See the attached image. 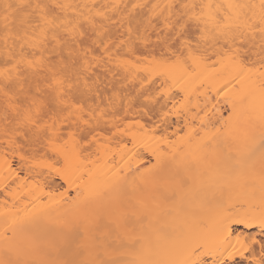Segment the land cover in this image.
Listing matches in <instances>:
<instances>
[{"label":"snow or ice","instance_id":"snow-or-ice-1","mask_svg":"<svg viewBox=\"0 0 264 264\" xmlns=\"http://www.w3.org/2000/svg\"><path fill=\"white\" fill-rule=\"evenodd\" d=\"M116 7L95 3L74 5L58 0L51 3L18 0L3 5L0 13L3 45L0 106L4 115L0 129V172L7 168L9 175L14 174L17 179L23 173L24 180L55 174L69 187L73 184L79 187L78 181L83 182V176L76 175L79 168L74 162L79 161L84 152L98 145L103 147L116 138V151L123 159L128 142L119 137L130 133L133 149L136 147L135 132L131 125L125 127L120 119L115 97H110L104 106L85 104L84 97L94 94L95 81L90 83L91 77L87 74L93 64H112L126 74V80L140 79L143 86L150 77L141 78L140 73L153 69L154 65L170 75L173 72L188 74L211 60L214 64L230 67L237 82H244L253 74L260 77L259 124L249 118L240 132L247 146V162L236 160L231 153L226 162L236 160L248 167L249 175L237 176L238 180H254L257 173L252 161L256 151L260 152L259 223L264 229V0L259 4L226 5L185 2L163 8L154 4L150 6L151 16L147 23L135 28L131 22L125 26L123 19L116 21L108 15V10L115 11ZM138 7L144 5H133V8ZM154 18L159 23H154ZM117 23L119 28L113 33L111 26ZM157 28L160 30L156 31ZM249 44L259 45V68L247 62ZM157 47L161 50L159 59L154 55ZM248 99L247 95L241 96V103ZM233 107L235 110V105ZM120 109L123 110V104ZM176 114H180L178 110ZM185 139L186 136L181 137ZM17 158L19 169L13 172L10 159ZM184 187L186 180L182 179L176 187L161 191L160 200H174L177 189ZM66 195V192L61 193L60 200ZM137 205L147 210L143 200L137 201ZM33 226V220H26L18 225L13 221L6 227L2 236L6 244L0 264H228L234 256L243 257L249 250L247 240L238 237V250L228 251L225 247L221 258L211 261L193 259L194 251L181 259L164 262L139 257L126 259V255L142 248L141 237L134 229L130 230L127 218L103 223L99 213L94 218L73 213L71 220L58 222L63 235L60 244L45 242L33 231ZM18 231L25 234V239L16 244ZM71 237H79L74 245ZM260 245V259L256 264H264V241ZM225 254L228 261L223 260Z\"/></svg>","mask_w":264,"mask_h":264},{"label":"bare ground","instance_id":"bare-ground-1","mask_svg":"<svg viewBox=\"0 0 264 264\" xmlns=\"http://www.w3.org/2000/svg\"><path fill=\"white\" fill-rule=\"evenodd\" d=\"M17 2L0 0V13L3 12L4 4ZM32 2L35 3V0ZM46 2L51 3L53 0ZM58 2L116 5V10H108V15L116 21L123 19L125 26L131 22L135 28L147 23L151 16L150 6L154 4L163 8L165 5H181L185 2L226 5L259 4L260 0ZM133 5L144 7L133 8ZM154 23L159 21L154 18ZM111 27L115 33L119 23ZM248 48L251 50L247 53V62L259 68V45L253 47L249 44ZM16 51L19 52V48ZM2 52L3 45L0 42ZM154 55L160 58V48L155 49ZM87 74L91 77L90 83L95 81V86L94 94L84 97L85 104L104 106L109 103L110 97H115L120 119L125 127L131 125L135 132L136 147L133 149V136L130 133L119 137L128 142V149L124 150L127 154L123 159L116 151V138L106 142L103 147L98 145L84 152L80 160L74 162V166L79 168L76 175L83 176V182L78 181L79 187L76 184L69 187L55 174L24 180L22 173L17 179L4 168L0 172V256L6 244L3 233L13 221L18 225L33 220V231L45 242L60 244L63 235L58 222L71 220L72 214L76 212L90 218L99 213L103 216V223L127 218L130 230L134 229L136 235L141 237L142 248L138 247L136 253L126 255V259L139 257L164 262L181 259L193 251L196 253L193 259H201L197 255L201 248L207 255L209 249L211 260L220 259L225 247L232 251L239 246L236 241L233 242L234 238H230L234 232L242 237L241 240L249 239L254 245L251 246L249 242L253 250L257 248L260 252V242L264 241L261 239L264 229L259 223L262 196L258 179L260 152L256 151L252 161L257 173L254 180H238L237 176L247 177L249 171L248 167L236 162L240 159L247 162V146L240 137L247 120L251 118L259 124L258 74L251 75L244 82H237L230 67L214 64L211 60L188 74L173 72L170 75L154 65L153 69L140 73L141 78L150 77L143 86L140 79L126 80V74L112 64H93ZM244 95L249 96V99L241 103V96ZM121 104L123 110L120 109ZM177 110L179 115L176 114ZM3 115V107L0 106V129L3 128ZM185 136L187 139L181 140ZM256 143H259L258 131ZM129 149L132 151L129 152ZM229 153L236 160L226 162ZM10 163L14 165L13 172L19 169L18 158L10 159ZM182 179L186 180V188L177 190L174 200L161 201L160 192L176 187ZM64 192L67 195L64 200H60V194ZM140 200L146 203L147 210L139 208L137 201ZM240 228L243 231L239 232ZM254 228L258 231L250 232ZM24 239L25 234L18 231L14 243L19 244ZM70 239L74 245L79 237ZM223 260L228 261L226 254ZM229 262H233V259Z\"/></svg>","mask_w":264,"mask_h":264},{"label":"rangeland","instance_id":"rangeland-1","mask_svg":"<svg viewBox=\"0 0 264 264\" xmlns=\"http://www.w3.org/2000/svg\"><path fill=\"white\" fill-rule=\"evenodd\" d=\"M184 188H186V187H184ZM183 188V189H184ZM177 190H179V189H177ZM226 202V201H225ZM229 203V202H228ZM223 205H224V201H223V203H222V207H223ZM239 230V232L240 231H243V228H240V229H238ZM258 231V229H256V228H254V229H252L250 232H252V233H255V232H257ZM262 234H263V236L261 237V239L262 240H264V230L261 232ZM238 235V236H237ZM237 237H239V234L237 233V232H234V234L230 237L231 239L232 238H234V241L233 242H235L236 241V243H237ZM241 237V236H240ZM239 237V238H240ZM242 238V237H241ZM240 238V239H241ZM243 240V239H242ZM245 240V239H244ZM247 240V239H246ZM247 242H248V245H249V239L247 240ZM252 243L250 242V245H251ZM236 245V244H235ZM238 245V244H237ZM249 245V250L248 251H246V252H244V254H243V257L242 256H240V255H236V256H234L233 257V262H229L228 261V264H254V262H256V261H258V259H260V252H259V250H257V248L255 249V250H253V248L251 247V246H254V245H251L250 246ZM235 249H239V246H236V248ZM257 250V251H256ZM207 252V251H206ZM209 249H208V255H207V253H205V251H204V249L203 248H201V249H199V251H197V255L198 256H200L201 257V259L202 260H208V261H210L211 260V255L209 254ZM200 253H205V255H200ZM256 264V263H255Z\"/></svg>","mask_w":264,"mask_h":264}]
</instances>
